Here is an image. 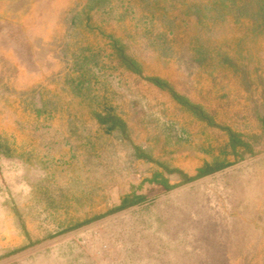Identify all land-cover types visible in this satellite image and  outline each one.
<instances>
[{
    "label": "rangeland",
    "instance_id": "obj_1",
    "mask_svg": "<svg viewBox=\"0 0 264 264\" xmlns=\"http://www.w3.org/2000/svg\"><path fill=\"white\" fill-rule=\"evenodd\" d=\"M56 3L61 19L46 37L57 61L51 76L38 82L0 69V81L10 75L0 90V134L24 166L2 202L0 264H264L263 133L249 134L253 147L238 149L227 169L117 209L140 183L138 153L193 143L215 152L210 135L224 142L225 123L191 121L148 77H169L245 128L226 108L229 86L215 68L245 70L264 95V0ZM108 34L125 42L142 74L113 54ZM47 48L37 53L45 67ZM16 60L0 51V66ZM95 110L117 123L99 122ZM182 132L187 140L177 144Z\"/></svg>",
    "mask_w": 264,
    "mask_h": 264
},
{
    "label": "crops",
    "instance_id": "obj_2",
    "mask_svg": "<svg viewBox=\"0 0 264 264\" xmlns=\"http://www.w3.org/2000/svg\"><path fill=\"white\" fill-rule=\"evenodd\" d=\"M54 4H57L56 0H0V51L5 53L6 57L9 52H13L17 56L16 61H11L12 65L0 66L1 70L5 68L16 69L19 77L30 78L32 81L38 82L41 81V78L51 76L52 69L56 68L57 61L53 54L55 50L51 48L52 46L46 37L55 36L53 31L55 27L53 26H56V21L61 19V12L53 8ZM21 5L25 8L20 9L19 6ZM70 19L71 21L77 20L73 16ZM15 21H18L19 24H16ZM258 31L252 28L255 35H258ZM107 37L112 39L110 45L114 55L118 56V53L122 50L125 55L137 61L132 55L126 53V44L120 37L112 34H108ZM46 47H48L47 49L51 54L48 56V67L42 66L37 56L38 49ZM120 62L127 68L121 57ZM215 70L216 74L217 72L220 73L219 77H221L222 84L229 86L226 91V99L230 103L226 102V108L232 110V117H236L237 114L241 116V120L246 123L245 128H236L235 123L230 124L227 120V114L224 117L220 109L209 106L214 121L227 125L223 144L220 145V141L211 138L210 135L209 142L215 147V152L211 148L196 146L193 143L184 147L178 145L175 148H162L160 152L155 153L149 147L148 152L138 153L137 157L140 161L137 164L143 167L138 174L140 183L122 196L120 195L117 201L118 206L121 199L126 195L142 196L143 201L147 198V193L152 194L154 189L160 191V193H165L170 188L179 186L180 183L204 176H198V172L206 164L212 166V170L207 174L225 170L227 166L232 164L234 154L237 153L238 149L253 147L250 143L249 134H264V95L259 87L262 82L249 76L245 70L241 71L227 66L216 67ZM3 75L5 80L0 81V90H3L4 86L8 88L7 79L10 75L7 72ZM203 75L199 73V81L202 80ZM256 85H258L257 89ZM36 98L41 99V95L37 93ZM37 111L38 113L43 112L41 109ZM100 115H111L114 118V115L109 111L99 112L95 110L93 117L99 122H110L113 125L117 123L115 119L112 121L102 120L99 118ZM232 120L235 121L234 118ZM249 124H251L250 127ZM209 126L211 127V125ZM229 130L231 133L239 135L241 143L237 146L232 144ZM210 132L212 133V130ZM183 140L187 139L182 132L176 140L177 144H182ZM14 148L13 142L7 136L0 134V212L2 211V202L7 196L8 183L10 181L17 183L23 180L24 166L17 157H14ZM247 159L246 157L245 160ZM259 186L264 188V179Z\"/></svg>",
    "mask_w": 264,
    "mask_h": 264
},
{
    "label": "trees",
    "instance_id": "obj_3",
    "mask_svg": "<svg viewBox=\"0 0 264 264\" xmlns=\"http://www.w3.org/2000/svg\"><path fill=\"white\" fill-rule=\"evenodd\" d=\"M118 56L122 58L123 63L127 66V68H129L130 70L134 71L137 74H142L143 68L138 61L125 55L122 50H120V53H118ZM148 79L151 82H153L155 85L159 86L160 88L168 90L172 94L173 100L177 104H179L181 108L187 110L190 113L191 121L198 120V121L203 122L207 126L214 125V118L210 114L209 106H207L206 104H204L203 102H201L199 99L195 97L192 99L187 94L179 92L168 77L150 76L148 77ZM99 118L102 120H107V121H112L114 119L111 115H108V116L100 115ZM217 125H219V123H217ZM223 129H225V127ZM230 134L232 138V144L234 146H237L238 144L241 143V140H239L238 134L231 133V131H230ZM211 170H212V166L209 164H206L204 167H202L199 170L198 176L205 175ZM140 201H142V196L126 195L125 197L121 199V203L117 207V209L128 207Z\"/></svg>",
    "mask_w": 264,
    "mask_h": 264
}]
</instances>
